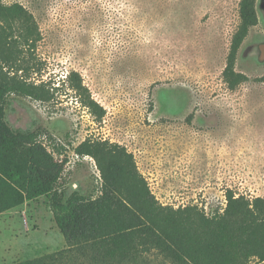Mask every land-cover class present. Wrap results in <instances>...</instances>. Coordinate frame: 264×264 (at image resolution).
<instances>
[{"label":"rangeland","instance_id":"rangeland-1","mask_svg":"<svg viewBox=\"0 0 264 264\" xmlns=\"http://www.w3.org/2000/svg\"><path fill=\"white\" fill-rule=\"evenodd\" d=\"M239 1L2 0L25 8L39 32L35 48L22 49L17 76L51 94L46 102L9 95L5 117L14 130L40 127L65 146V197L98 195L95 162L73 149L101 140L132 154L162 206L211 216L228 190L264 199V0H255L258 23L236 57L247 80L230 90L222 76ZM71 73L102 118L72 89ZM61 236L28 147L2 146L0 264L66 249Z\"/></svg>","mask_w":264,"mask_h":264},{"label":"trees","instance_id":"trees-1","mask_svg":"<svg viewBox=\"0 0 264 264\" xmlns=\"http://www.w3.org/2000/svg\"><path fill=\"white\" fill-rule=\"evenodd\" d=\"M239 25L232 36L222 76L230 90L247 78L235 72L238 50L258 23L255 0H240ZM39 32L21 5L0 0V148L28 147L29 166L45 195L66 249L15 264H264V199L225 193L222 212L209 216L196 206H162L124 147L85 140L73 149L91 158L100 174L98 195L72 192L65 197V146L44 129L14 130L5 117L9 95L46 102L51 94L17 76L22 49L33 50ZM69 84L91 113L102 108L86 95L77 73ZM264 81V77L261 79Z\"/></svg>","mask_w":264,"mask_h":264},{"label":"water","instance_id":"water-1","mask_svg":"<svg viewBox=\"0 0 264 264\" xmlns=\"http://www.w3.org/2000/svg\"><path fill=\"white\" fill-rule=\"evenodd\" d=\"M260 60H264V45L260 47Z\"/></svg>","mask_w":264,"mask_h":264},{"label":"crops","instance_id":"crops-1","mask_svg":"<svg viewBox=\"0 0 264 264\" xmlns=\"http://www.w3.org/2000/svg\"><path fill=\"white\" fill-rule=\"evenodd\" d=\"M48 207H49V206H48ZM50 212H51V211H50ZM51 214H52V213H51ZM52 218H53V217H52ZM53 223H54V221H53ZM54 225H55V223H54ZM55 227H56V225H55ZM56 230H57L58 233H60L59 230L57 229V227H56ZM60 234H61V233H60ZM61 237H63V236H61ZM60 239H61V238H60ZM62 239H63V238H62ZM62 239H61V241H59L61 244H62L63 242L65 243L64 239H63V240H62Z\"/></svg>","mask_w":264,"mask_h":264}]
</instances>
